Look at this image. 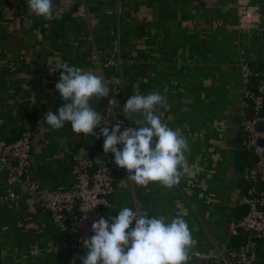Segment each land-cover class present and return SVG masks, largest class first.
Returning <instances> with one entry per match:
<instances>
[{
	"label": "crops",
	"instance_id": "0c3cea01",
	"mask_svg": "<svg viewBox=\"0 0 264 264\" xmlns=\"http://www.w3.org/2000/svg\"><path fill=\"white\" fill-rule=\"evenodd\" d=\"M82 2L88 19L78 16ZM243 5L251 20L244 25ZM243 47L251 64L264 61V0H54L52 20L32 14L27 0H0V141L19 138L27 122L33 139L28 177L42 188L70 186L78 159L94 152L100 138L74 133L69 122L57 130L46 123L44 115L64 103L55 88L63 70L52 69L67 62L93 71L94 52L102 61L120 54L127 99L152 91L166 98L158 111L187 141V170L178 165L180 182L172 187L139 185L124 172L103 217L138 205L166 223L182 218L193 239L186 264H208L190 250L216 252L215 222L226 219L221 207H232L236 218L248 185L236 182L234 167L236 145L240 138L244 143L237 116L247 115L238 68ZM103 104L101 98L92 107L101 112ZM9 190L0 170V198ZM202 227L205 242L195 236ZM67 241L26 188L17 203L1 205L0 264H82L86 252Z\"/></svg>",
	"mask_w": 264,
	"mask_h": 264
},
{
	"label": "clouds",
	"instance_id": "9594fccd",
	"mask_svg": "<svg viewBox=\"0 0 264 264\" xmlns=\"http://www.w3.org/2000/svg\"><path fill=\"white\" fill-rule=\"evenodd\" d=\"M28 10L45 20L53 19L54 0H27ZM55 88L64 103L58 112L48 111L44 120L53 129H61L66 122L76 134L104 137L103 150L114 154L117 166L128 170L129 179L139 185L159 181L167 187L180 182L178 165L185 164L187 141L178 131L162 122L158 106L166 104L159 91L147 95L136 92L123 105L124 115L139 127H123L117 121L111 128L101 127L105 116L92 107L93 101L109 96L121 80H106L91 70H84L67 62ZM109 110L119 109V102L109 100ZM155 138V139H154ZM118 146H122L118 147ZM134 222V226H133ZM93 235L82 238L87 249L82 264H186L187 249L193 244L187 222L175 218L170 223L157 216L138 214L131 207H123L117 215L100 217L92 224Z\"/></svg>",
	"mask_w": 264,
	"mask_h": 264
},
{
	"label": "built area",
	"instance_id": "2783aa9c",
	"mask_svg": "<svg viewBox=\"0 0 264 264\" xmlns=\"http://www.w3.org/2000/svg\"><path fill=\"white\" fill-rule=\"evenodd\" d=\"M249 7L241 6L242 24L250 22ZM78 16L89 18V12L84 2L78 7ZM93 71L106 80H121L120 86H114L109 96L104 98L101 113L105 116L104 123L97 127L111 128L117 121L123 127H129L128 118L123 113V105L128 100L122 80L123 57L118 54L102 61L97 52L93 53ZM242 82L243 102L245 110L252 104V114L243 120L244 144L246 151L254 159L252 166L241 172V178L249 183L246 192L237 201L238 206L247 208L246 214L233 218L229 224L226 240L217 246L214 254L197 249L190 250L195 258L206 260L208 264H264V69L254 70L247 57V49H241L238 63ZM259 78L253 84V77ZM115 98L119 102V109L109 110V100ZM259 123L262 128H259ZM21 136L11 142L0 141V170L6 178L10 190L0 198V207L4 202L17 203L26 188V192L34 198L37 204L50 212L54 224L67 233L72 248L87 252L82 238L91 237L93 222L103 216L104 208L110 204V197L115 192L120 175L127 169L117 166L113 153L103 150L104 137L100 136V144L96 150L77 161V170L70 186L63 189L42 188L39 183L28 177L32 164L33 139L32 129L27 122L22 124ZM121 147L122 146H118ZM138 214L157 216L166 222L161 214H152L139 207L133 208ZM134 226V222H133ZM243 237L235 244L234 238ZM188 251V250H187Z\"/></svg>",
	"mask_w": 264,
	"mask_h": 264
},
{
	"label": "water",
	"instance_id": "95a60500",
	"mask_svg": "<svg viewBox=\"0 0 264 264\" xmlns=\"http://www.w3.org/2000/svg\"><path fill=\"white\" fill-rule=\"evenodd\" d=\"M244 116L242 114L237 116V120L242 123L244 120ZM259 128H262V124L259 123ZM246 153V146L243 143L242 139H239V144L236 145L235 148V153H234V167L237 171H241L242 166H243V159ZM255 160H257V157L254 158ZM220 179V178H219ZM228 181V180H226ZM226 214V219H225V223H224V227H223V234L226 235L229 232V224L231 223V221L233 220V208L232 207H221Z\"/></svg>",
	"mask_w": 264,
	"mask_h": 264
},
{
	"label": "trees",
	"instance_id": "16d2710c",
	"mask_svg": "<svg viewBox=\"0 0 264 264\" xmlns=\"http://www.w3.org/2000/svg\"><path fill=\"white\" fill-rule=\"evenodd\" d=\"M251 65H252V68H254V70H256V71H260V70L264 69V61H258V62L254 63V64H251ZM258 81H259V78L257 76H254L253 77V84L256 85L258 83ZM245 111L247 113V116L252 114L253 106H252L251 103L246 106ZM262 113L264 114V106L262 108ZM246 154H245L244 159H243V166H242L241 171H243L244 168L252 166L254 164V159H252V157H250V159L247 160ZM247 184H248L247 187L244 188L242 193L246 192L247 188L249 187V183L248 182H247ZM262 187L264 188V184H262ZM235 211H236L235 212L236 218H239V217H242L244 214H246L247 208L244 207V206H237ZM242 238L243 237H238L237 240H234L235 244L240 242L242 240Z\"/></svg>",
	"mask_w": 264,
	"mask_h": 264
},
{
	"label": "rangeland",
	"instance_id": "374dc122",
	"mask_svg": "<svg viewBox=\"0 0 264 264\" xmlns=\"http://www.w3.org/2000/svg\"><path fill=\"white\" fill-rule=\"evenodd\" d=\"M250 157H251V155H250V153H247L246 154V158H247V160H249L250 159ZM241 172L242 171H235V175H236V182L238 183L239 181H241L242 179H241ZM245 183V182H244ZM215 225H216V227H218V230H217V232H214L213 233V236L215 237V238H217V242L220 244V243H222V242H224L225 240H226V235H224L223 233H222V229H223V226H224V223L222 222V221H217V222H215ZM196 236V238L199 240V242H205L206 241V237H207V234H206V231L204 230V228L202 227L201 228V232H200V234H197V235H195ZM219 238V239H218ZM220 238H222V239H220ZM235 240H237V238H234ZM205 246H207V245H205ZM198 247H199V245H198ZM208 252H210V248L209 247H206L205 248ZM212 250V249H211ZM213 251V250H212ZM206 264V263H205Z\"/></svg>",
	"mask_w": 264,
	"mask_h": 264
}]
</instances>
